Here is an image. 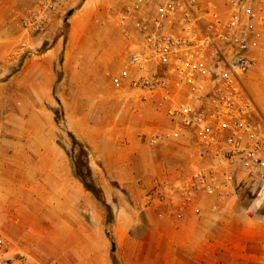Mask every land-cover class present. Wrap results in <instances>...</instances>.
<instances>
[{"label": "crops", "instance_id": "0c3cea01", "mask_svg": "<svg viewBox=\"0 0 264 264\" xmlns=\"http://www.w3.org/2000/svg\"><path fill=\"white\" fill-rule=\"evenodd\" d=\"M77 1L68 2L72 6ZM23 2L0 0V41L12 31ZM87 4L69 16L66 44L56 41L40 56L25 58L9 79L18 98H57L65 118L117 110L120 90L106 73L123 66V41L111 29L114 42H108L110 30L89 20ZM61 20H54L49 33ZM257 32V56L262 57L257 69L264 75V29ZM76 34L81 38L74 41ZM255 71L254 78L259 76ZM249 88L252 96L259 93L255 86ZM22 109L17 114L36 113ZM75 121H66L73 135L79 129ZM205 199L197 203L201 216L190 210L182 219L157 218L142 205L107 202L111 219L106 224L104 208L91 202L74 178L50 128L0 124V233L34 264H264V212L215 218L211 213L216 207L207 206Z\"/></svg>", "mask_w": 264, "mask_h": 264}, {"label": "built area", "instance_id": "2783aa9c", "mask_svg": "<svg viewBox=\"0 0 264 264\" xmlns=\"http://www.w3.org/2000/svg\"><path fill=\"white\" fill-rule=\"evenodd\" d=\"M66 0H39L20 19L25 32L43 33ZM126 46L123 66L106 73L117 89L153 107L167 123L147 136L186 147L195 167L154 175L142 207L157 218L182 219L199 200L231 187H253L264 201V117L245 77L257 65V0H129L119 14ZM188 147V148H187ZM11 243L0 233V262Z\"/></svg>", "mask_w": 264, "mask_h": 264}, {"label": "rangeland", "instance_id": "374dc122", "mask_svg": "<svg viewBox=\"0 0 264 264\" xmlns=\"http://www.w3.org/2000/svg\"><path fill=\"white\" fill-rule=\"evenodd\" d=\"M38 1L24 0L20 4L17 22L10 34L0 41V124L17 129L28 124H40L42 127L50 128L52 133L56 134L58 147L71 162L74 178L89 193L90 201L104 208L105 221H108L111 217L105 207L107 202L111 205L130 204L140 208L143 191L154 175L186 174L195 167V160L186 147L172 141H165L154 149L148 147V133L155 128L165 129L167 123L153 107L134 103L126 89H120L117 110L109 108L101 115H67V118L57 98L38 100L17 97L15 82L10 84L9 79L17 74L25 58L40 56L56 41L62 44L69 41V27L64 25L63 18L69 9L79 7L84 1L90 4L85 12L89 20L110 30L107 36L109 43L114 42L111 29L115 30L116 34L119 33L123 41L122 51L124 56L126 54L119 14L128 5L129 0H78L72 6L69 0H66L60 9L53 12V17L43 33L25 32L21 28L20 19ZM257 1L261 2L260 6L264 11V0ZM59 16H62L60 26L53 33H49L51 25ZM83 21L80 19L77 24L81 26ZM80 38L81 36L76 34L74 41ZM40 40L41 45L36 47V42ZM258 53L260 54V51L256 49V56ZM262 54L264 55V50H261ZM261 58L259 55L256 67L244 81L247 86L249 85L248 88L252 85L257 88L259 93L253 97L264 117V75L258 73L257 69ZM61 59L62 54L59 55V60ZM254 71L259 74L256 78L252 74ZM54 72L59 77L58 63L54 65ZM39 106L42 112H39ZM22 108L36 113L17 114L18 110H23ZM69 120L72 123L76 120L79 129L75 131L77 137L73 136L83 147L74 144L69 137L68 132L74 134L66 123ZM88 189H92L93 192ZM253 189L229 187L219 196L207 198L203 202H206L207 206L211 205L212 209L216 207L212 210L215 212L211 213L215 218L255 217L264 212V201L255 199ZM201 213L203 214V210ZM0 264L34 263L24 254L15 251L11 244L6 259Z\"/></svg>", "mask_w": 264, "mask_h": 264}, {"label": "trees", "instance_id": "16d2710c", "mask_svg": "<svg viewBox=\"0 0 264 264\" xmlns=\"http://www.w3.org/2000/svg\"><path fill=\"white\" fill-rule=\"evenodd\" d=\"M73 12H74V9H69V10L67 11L66 15L64 16V18H63V23H64L65 26H68V27H69V24H68L67 20H68L69 16H70ZM68 135H69V137L72 139V141H73L74 144H77V145L82 146L81 142H79V141L73 136L72 133L68 132ZM82 147H83V146H82ZM88 190H89L90 192H93L92 189H88ZM98 198H99V197H98ZM105 207H106V209H107V211H108V213H109V215H110V217H111V213H110V208H109V206L105 205ZM109 222H110V220H108V221L106 220V224L109 223ZM113 249H114V246L112 245V251H113Z\"/></svg>", "mask_w": 264, "mask_h": 264}]
</instances>
